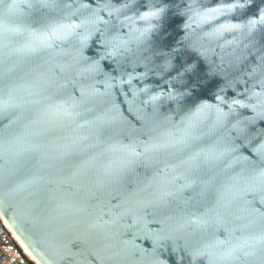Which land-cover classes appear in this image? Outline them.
Masks as SVG:
<instances>
[{
  "label": "water",
  "instance_id": "95a60500",
  "mask_svg": "<svg viewBox=\"0 0 264 264\" xmlns=\"http://www.w3.org/2000/svg\"><path fill=\"white\" fill-rule=\"evenodd\" d=\"M262 17L0 0V217L30 259L264 264Z\"/></svg>",
  "mask_w": 264,
  "mask_h": 264
},
{
  "label": "built area",
  "instance_id": "2783aa9c",
  "mask_svg": "<svg viewBox=\"0 0 264 264\" xmlns=\"http://www.w3.org/2000/svg\"><path fill=\"white\" fill-rule=\"evenodd\" d=\"M0 264H35L24 253L13 232L0 217Z\"/></svg>",
  "mask_w": 264,
  "mask_h": 264
},
{
  "label": "snow or ice",
  "instance_id": "6c2138e0",
  "mask_svg": "<svg viewBox=\"0 0 264 264\" xmlns=\"http://www.w3.org/2000/svg\"><path fill=\"white\" fill-rule=\"evenodd\" d=\"M241 7H242V5H241ZM228 10H231V7ZM213 11H217V10L214 9ZM150 15H155V13H151ZM144 18H146V17H144ZM261 22L264 23V17L261 18ZM251 23H255V22L253 21ZM234 27H236V26L232 25V26L229 27L228 30H231V28H234ZM188 70L190 71V69H188Z\"/></svg>",
  "mask_w": 264,
  "mask_h": 264
},
{
  "label": "bare ground",
  "instance_id": "6f19581e",
  "mask_svg": "<svg viewBox=\"0 0 264 264\" xmlns=\"http://www.w3.org/2000/svg\"><path fill=\"white\" fill-rule=\"evenodd\" d=\"M1 215V214H0ZM2 216V215H1ZM6 222V221H5ZM7 224V223H6ZM7 226H8V224H7ZM9 227V226H8ZM9 229H10V227H9ZM11 230V229H10ZM12 231V230H11ZM14 234V233H13ZM15 236V235H14ZM15 238H16V236H15ZM16 240H18L17 238H16ZM19 242V241H18ZM19 244H20V242H19ZM21 245V244H20ZM22 246V245H21ZM22 249H23V251H24V253L26 254V256H28V254L26 253V251L24 250V248L22 247ZM29 257V256H28ZM30 258V257H29ZM32 260V259H31ZM33 261V260H32ZM34 262V261H33ZM35 263V262H34ZM35 264H37V263H35Z\"/></svg>",
  "mask_w": 264,
  "mask_h": 264
}]
</instances>
